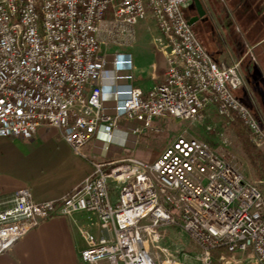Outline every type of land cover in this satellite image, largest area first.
<instances>
[{
	"label": "built area",
	"instance_id": "obj_1",
	"mask_svg": "<svg viewBox=\"0 0 264 264\" xmlns=\"http://www.w3.org/2000/svg\"><path fill=\"white\" fill-rule=\"evenodd\" d=\"M189 2L0 0V136L31 140L48 125L78 155L87 157L84 148L95 141L100 157L62 198L37 201L25 186L0 202V254L62 215L85 240L80 257L88 264H162L151 247L174 225L206 257L221 250L223 264L238 263V253L264 264V188L208 141L180 136L152 162L108 157L131 135L159 130L158 119H198L208 108L237 116L264 144V124L235 93L244 83L239 63L207 51L185 14ZM149 16L168 46L167 70L143 90L133 83L132 54L106 52L102 36L131 35Z\"/></svg>",
	"mask_w": 264,
	"mask_h": 264
},
{
	"label": "crops",
	"instance_id": "obj_2",
	"mask_svg": "<svg viewBox=\"0 0 264 264\" xmlns=\"http://www.w3.org/2000/svg\"><path fill=\"white\" fill-rule=\"evenodd\" d=\"M205 9L214 29L213 33H207V48L204 47L218 62L239 63L244 79L237 89L239 100L253 107V113L264 124V0H220L219 12L212 0H205ZM235 13L245 22V33L231 19ZM161 38L165 42L163 34ZM128 47L135 62L134 85L147 90L165 78L167 44L163 54L149 52L141 44L132 43ZM106 82L115 86L110 78ZM92 141L85 146L88 156L84 157L74 153L60 131L52 126H41L31 140L0 136L1 206L7 205V200L25 186L32 189L37 201L62 198L71 192L91 174L92 160L100 158L99 146ZM136 142L137 136L131 135L127 148L112 146L108 157L129 155ZM145 154L142 151L136 156L142 158ZM85 246L71 218L53 216L1 253L0 264H88L80 257Z\"/></svg>",
	"mask_w": 264,
	"mask_h": 264
},
{
	"label": "rangeland",
	"instance_id": "obj_3",
	"mask_svg": "<svg viewBox=\"0 0 264 264\" xmlns=\"http://www.w3.org/2000/svg\"><path fill=\"white\" fill-rule=\"evenodd\" d=\"M192 1L194 0H190L185 10L186 16L196 13L193 6L189 10ZM231 19L238 26L243 27L242 32H246L245 22L240 16L235 13L232 14ZM192 27L203 45L209 38L207 33H213L214 29L211 27V20L208 19H200ZM127 33L114 30L110 35L104 32L102 38L105 42V51L131 54L128 46L132 43L141 44L154 54H163L166 49V43L161 38L162 32L151 16L132 27L131 35ZM211 109L208 108L198 119L187 120L171 116L158 119L155 124L160 125V129L157 131L148 129L137 136L136 147L129 154L139 156L140 152L144 151L146 154L142 158L154 161L163 152L159 153L161 148L167 143H172L175 138L183 135L196 136L208 141L230 160L246 179L264 188V144L251 135L237 116L231 119L224 118ZM158 154L159 156L155 158ZM151 249L153 252L156 251L157 259L162 264H223L220 259L221 250L213 251L209 257H206L202 246L178 225L165 229L157 242V249L153 246ZM236 258L239 262L232 264H255L254 259L246 254L238 253Z\"/></svg>",
	"mask_w": 264,
	"mask_h": 264
},
{
	"label": "water",
	"instance_id": "obj_4",
	"mask_svg": "<svg viewBox=\"0 0 264 264\" xmlns=\"http://www.w3.org/2000/svg\"><path fill=\"white\" fill-rule=\"evenodd\" d=\"M196 13L192 15L188 21L191 25H193L198 20L202 19L206 15V9L201 0H194Z\"/></svg>",
	"mask_w": 264,
	"mask_h": 264
},
{
	"label": "trees",
	"instance_id": "obj_5",
	"mask_svg": "<svg viewBox=\"0 0 264 264\" xmlns=\"http://www.w3.org/2000/svg\"><path fill=\"white\" fill-rule=\"evenodd\" d=\"M201 1H202L203 5H204V8H205V0H201ZM212 1H213L214 5H215V8H216L217 12L221 11L220 10V0H212ZM192 6L194 7V10H195V3H194V1H192V4H191L189 10H191V7ZM191 16H192V13H190L189 16H187V18L189 19ZM207 17H208V14L206 13V15L202 19H205L206 20ZM204 46L207 48L206 44H204ZM235 93H236V96L238 98H240L239 95H238L237 90L235 91ZM249 108L254 112L253 107L249 106Z\"/></svg>",
	"mask_w": 264,
	"mask_h": 264
},
{
	"label": "flooded vegetation",
	"instance_id": "obj_6",
	"mask_svg": "<svg viewBox=\"0 0 264 264\" xmlns=\"http://www.w3.org/2000/svg\"><path fill=\"white\" fill-rule=\"evenodd\" d=\"M188 13V12H187ZM185 14H186V12H185Z\"/></svg>",
	"mask_w": 264,
	"mask_h": 264
}]
</instances>
